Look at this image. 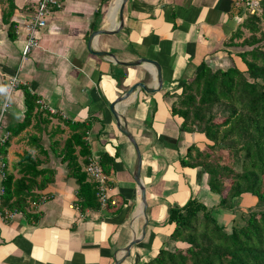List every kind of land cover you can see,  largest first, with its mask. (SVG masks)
Instances as JSON below:
<instances>
[{
  "label": "crops",
  "instance_id": "crops-1",
  "mask_svg": "<svg viewBox=\"0 0 264 264\" xmlns=\"http://www.w3.org/2000/svg\"><path fill=\"white\" fill-rule=\"evenodd\" d=\"M58 1L37 33L38 46L23 58L26 26L38 0H0V125L8 134L0 144L6 164L4 177L0 174V264H113L141 232L134 150L116 129L109 106L136 83L155 87V71L118 65L92 51L111 53L123 62L152 60L162 72L159 91L138 89L115 107L141 152L149 216L144 239L121 264H143L160 249L178 245L170 238L174 224L167 221L172 208L196 199L216 215L224 212L209 190L207 174L191 161L210 142L196 127H183L184 120L172 109L182 87L203 66L244 69L236 54L247 50L239 44L249 35L241 28L249 10L234 0H127L122 29L89 43L95 30L117 27L120 0ZM255 1L260 5L261 0ZM238 29L243 37L227 44ZM13 77L18 85L2 112ZM28 95L33 99L27 103ZM76 135L87 146L81 150L74 144L72 153L85 181L96 190L86 173L90 159L107 176L108 199L98 208L76 205L79 186L64 160L66 142ZM29 168L45 174H26L33 180V195L26 199L25 212L5 219L9 210L2 202L3 181L11 177L15 182ZM40 185L45 186L39 190Z\"/></svg>",
  "mask_w": 264,
  "mask_h": 264
},
{
  "label": "trees",
  "instance_id": "trees-1",
  "mask_svg": "<svg viewBox=\"0 0 264 264\" xmlns=\"http://www.w3.org/2000/svg\"><path fill=\"white\" fill-rule=\"evenodd\" d=\"M248 14L241 25L248 37L238 29L227 43L234 45L235 39L243 37L239 45L247 50L236 55L244 69L234 66L211 71L203 66L182 87L180 100L172 109L184 120L183 127H196L210 142L202 151L196 150L191 161L207 174L209 190L218 198L221 210H232L234 199L246 194L264 203V0L258 12ZM32 99L26 96L27 103ZM72 139L66 142L64 160L69 161L79 186L76 205L98 208L96 190L85 181L72 155L74 144L81 150L87 146L81 136ZM24 170L15 182L11 177L3 181L2 202L10 212H25L26 199L33 195V180L26 174H45L34 168ZM217 217L196 199L172 208L167 219L174 224L170 238L185 246L173 251L160 249L143 264H264V210L252 212L242 226L224 224Z\"/></svg>",
  "mask_w": 264,
  "mask_h": 264
},
{
  "label": "water",
  "instance_id": "water-1",
  "mask_svg": "<svg viewBox=\"0 0 264 264\" xmlns=\"http://www.w3.org/2000/svg\"><path fill=\"white\" fill-rule=\"evenodd\" d=\"M127 0H120V4L118 6V16H117V27L113 30H95L91 36L89 43H91L92 39L96 36H101V35H115L117 34L123 27V9L125 6ZM91 47V45H90ZM91 50V49H90ZM92 51V50H91ZM95 55H97L100 58H110L112 60V63L114 62L115 64L122 65V66H129V67H136V66H150L154 68V79L156 81V86L153 88H149L146 86L144 83H136L132 85L122 96L118 97L114 102H112L109 106V109L115 119V124H116V129L120 134H122L128 142L131 144L134 154H135V163L134 167L132 170V177L135 181V184L137 188L139 189L140 192V217L143 218V226L141 228V232L139 236H134L132 240L124 247L121 249L122 255L120 258L115 259L113 264H121L125 258L129 257L130 255V250L137 244H139L145 237L146 234V227L149 222V216H148V204L146 200V188L142 183L141 180V167H142V157H141V152L140 149L132 136V134L129 132L128 127L123 119L122 116H120L116 111L115 107L125 101L126 99L129 98L136 90L142 89L146 93H155L159 91L162 87V72L160 65L152 60H148L145 58H140L137 60L133 61H128V62H123L118 60L113 54L104 52V51H97L94 52L92 51Z\"/></svg>",
  "mask_w": 264,
  "mask_h": 264
},
{
  "label": "built area",
  "instance_id": "built-area-1",
  "mask_svg": "<svg viewBox=\"0 0 264 264\" xmlns=\"http://www.w3.org/2000/svg\"><path fill=\"white\" fill-rule=\"evenodd\" d=\"M234 4L236 6H244L246 7L250 13H255L259 11V3L255 0H234ZM59 6L58 0H38L37 5L35 7L34 14L26 26V40L25 44L22 48V57L25 58L31 50L38 46V38L37 33L43 29L47 24V18L55 9ZM18 85L17 77H13L8 82L7 87L5 88L6 100L2 106V112H4L8 107V99L11 93ZM48 111L51 114H56V111L52 108H48ZM2 127L0 125V144L4 143L8 137L7 133H2ZM6 164L0 155V174L4 177V169ZM87 175L92 179L95 183L96 187V197L99 200L101 205H105L107 202V194H106V182L107 176L104 174L102 167L95 160L90 159L86 168ZM3 191V190H2ZM41 200H45V198H41ZM16 212L4 211L3 217L5 219L12 218Z\"/></svg>",
  "mask_w": 264,
  "mask_h": 264
},
{
  "label": "rangeland",
  "instance_id": "rangeland-1",
  "mask_svg": "<svg viewBox=\"0 0 264 264\" xmlns=\"http://www.w3.org/2000/svg\"><path fill=\"white\" fill-rule=\"evenodd\" d=\"M261 28L262 30H264L263 25L261 26ZM231 209L232 210L224 209V212L218 215V220L224 222V224L227 225L233 223V225L242 226L252 212L264 210V203H259L255 197L246 194L234 199L233 207ZM213 214L215 215L218 213L213 212ZM184 246L185 244L178 242V245L174 246L171 249L175 250L176 248H181Z\"/></svg>",
  "mask_w": 264,
  "mask_h": 264
},
{
  "label": "clouds",
  "instance_id": "clouds-1",
  "mask_svg": "<svg viewBox=\"0 0 264 264\" xmlns=\"http://www.w3.org/2000/svg\"><path fill=\"white\" fill-rule=\"evenodd\" d=\"M0 90H2V89H0Z\"/></svg>",
  "mask_w": 264,
  "mask_h": 264
}]
</instances>
